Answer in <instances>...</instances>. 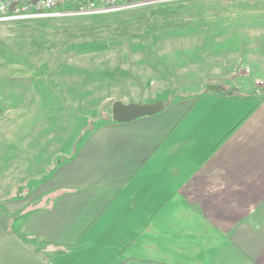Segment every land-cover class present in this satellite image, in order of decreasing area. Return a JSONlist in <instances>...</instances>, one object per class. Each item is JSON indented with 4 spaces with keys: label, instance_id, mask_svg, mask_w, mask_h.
<instances>
[{
    "label": "crops",
    "instance_id": "obj_1",
    "mask_svg": "<svg viewBox=\"0 0 264 264\" xmlns=\"http://www.w3.org/2000/svg\"><path fill=\"white\" fill-rule=\"evenodd\" d=\"M39 197L13 233L47 264H264V92L102 125Z\"/></svg>",
    "mask_w": 264,
    "mask_h": 264
},
{
    "label": "rangeland",
    "instance_id": "obj_2",
    "mask_svg": "<svg viewBox=\"0 0 264 264\" xmlns=\"http://www.w3.org/2000/svg\"><path fill=\"white\" fill-rule=\"evenodd\" d=\"M222 2L231 5L213 20H195L199 28L185 30L171 28L178 23L177 18L154 22L153 13L167 8L157 9L162 4L149 3L99 14L96 23L87 22V27L78 31L64 30L68 26L59 21L44 25L25 22L33 19L0 22V44L4 42L12 54L24 43L35 60L32 53L36 45H31L29 37L40 31L44 42L54 36L61 47L80 44L71 50H87L88 54L69 59L58 56L62 63L76 66L66 71L71 81L104 77L103 84L89 83L88 92L58 94L60 99L48 109L36 95L24 99L19 108L0 113V237L13 233L24 213L37 205L43 184L76 154L88 131L108 116L112 120L115 101L162 103L165 107L178 101L189 104L211 93L207 89L210 84L228 92L236 88L264 92V1ZM210 21L211 28L207 27ZM22 35L26 39H20ZM84 41L89 42L81 44ZM109 48L106 58L103 51ZM29 73V68L12 56L0 54V77L18 80ZM31 88L28 85L24 91ZM51 108L56 109L54 114ZM51 257L48 253L49 262Z\"/></svg>",
    "mask_w": 264,
    "mask_h": 264
},
{
    "label": "trees",
    "instance_id": "obj_3",
    "mask_svg": "<svg viewBox=\"0 0 264 264\" xmlns=\"http://www.w3.org/2000/svg\"><path fill=\"white\" fill-rule=\"evenodd\" d=\"M178 5H182L183 7H177ZM230 6L231 4L222 2V0H202V1H186V2H170L165 3L162 5H158L156 8L160 9L162 7L167 8L164 12H161L159 10H156L154 14L153 21L157 22L159 20L166 21V20H174V18H177L178 23L174 24L171 28L174 30H185L190 28H199L195 26H199L200 24L196 22L195 20H204L208 18L209 20L215 19V15L221 12H224V8L227 6ZM157 12V13H156ZM100 15H82V16H61V17H47V18H41V19H33V20H27L25 22L27 23H38L41 25H44L45 23L48 24L50 21H59L61 24H65L68 26V28H64V30H73L78 31L85 27V23H96L97 17ZM22 21V20H19ZM179 21H182L181 23ZM188 22V24H186ZM213 21H210L207 23V27L211 28L210 23ZM218 22V21H214ZM5 23V22H3ZM9 24L12 23H19L17 21H10L7 22ZM182 23L185 26L182 25ZM206 24V23H205ZM215 26H219V23H214ZM201 28H205L204 25L200 26ZM35 36V37H34ZM26 39V36L22 35L20 39ZM41 32L35 31V34L33 33V36L30 34L29 39H31V45L32 42L35 46V50L33 51L34 57H37L34 59L30 58L26 49V46L23 43V46L18 47L16 51L12 54L10 50H8L4 42H2L0 45L2 48H0V54L3 56H12L13 60H16L19 64L24 65L29 68L30 73L27 75L26 78H18L16 80L15 78H12L10 76H1L0 77V113L7 110V109H15L19 108V105L23 103L24 99H34L36 98V95H39L42 102L44 103V107H47L59 100L58 94L63 95L62 93L69 91L78 90L80 92H88L86 90V87L89 86V83H100L103 84L104 77H99L98 80H93L91 78L87 77H81V79L77 82H73L68 78V75L66 73L67 70H70L72 66L65 62L62 63V59H59V55H64L65 58L73 57L75 54L79 55H85L88 54L87 50L85 49H77V50H71L72 48L78 47V45L71 46L70 48L64 44V47L60 46V41L54 36L48 37L45 42L43 39H41ZM145 40V39H144ZM93 40H90L92 42ZM147 41H143L142 44H147ZM89 41H84L83 43H86ZM110 48L107 50H104L106 54V58L109 56ZM78 67V66H77ZM28 85H30L31 90L30 91H24V88H26ZM27 92V95L24 94ZM14 107V108H13ZM63 105L60 104L59 108H62ZM56 111L52 110L51 108V114H54ZM49 112V111H48ZM111 122H114L111 120V118L108 116L105 118L104 122L98 123L93 126V129L89 130L86 137L91 135L97 128H99L102 125L109 124ZM116 123V122H114ZM75 156V155H74ZM73 156V157H74ZM72 157V158H73ZM71 158V159H72ZM64 250V249H63ZM66 250V249H65ZM68 251V250H67Z\"/></svg>",
    "mask_w": 264,
    "mask_h": 264
},
{
    "label": "built area",
    "instance_id": "obj_4",
    "mask_svg": "<svg viewBox=\"0 0 264 264\" xmlns=\"http://www.w3.org/2000/svg\"><path fill=\"white\" fill-rule=\"evenodd\" d=\"M179 1L188 0H0V22L99 15L140 4L158 5Z\"/></svg>",
    "mask_w": 264,
    "mask_h": 264
},
{
    "label": "water",
    "instance_id": "obj_5",
    "mask_svg": "<svg viewBox=\"0 0 264 264\" xmlns=\"http://www.w3.org/2000/svg\"><path fill=\"white\" fill-rule=\"evenodd\" d=\"M210 92L220 93L223 87L210 84ZM162 103H125L121 100L112 105V120L117 123H127L146 116H153L162 112ZM0 264H47L43 252L28 247L15 233L0 237Z\"/></svg>",
    "mask_w": 264,
    "mask_h": 264
}]
</instances>
